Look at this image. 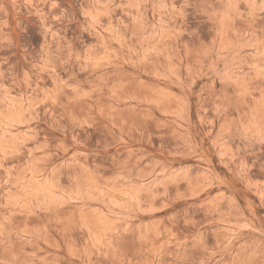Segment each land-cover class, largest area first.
<instances>
[{
  "label": "rangeland",
  "instance_id": "obj_1",
  "mask_svg": "<svg viewBox=\"0 0 264 264\" xmlns=\"http://www.w3.org/2000/svg\"><path fill=\"white\" fill-rule=\"evenodd\" d=\"M0 264H264V0H0Z\"/></svg>",
  "mask_w": 264,
  "mask_h": 264
}]
</instances>
